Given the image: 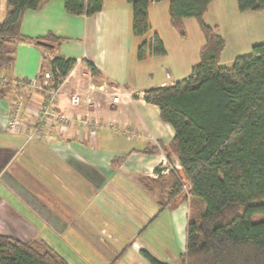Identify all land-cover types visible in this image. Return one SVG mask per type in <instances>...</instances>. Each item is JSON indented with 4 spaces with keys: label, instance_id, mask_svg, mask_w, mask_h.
Segmentation results:
<instances>
[{
    "label": "crops",
    "instance_id": "0c3cea01",
    "mask_svg": "<svg viewBox=\"0 0 264 264\" xmlns=\"http://www.w3.org/2000/svg\"><path fill=\"white\" fill-rule=\"evenodd\" d=\"M4 9L5 0H0V20ZM147 11L150 25L142 36L131 31V6L126 0H103L101 9L90 15L67 12L63 0H43L38 8L23 12L22 34L61 36L58 53L76 60L60 84L57 107L76 118L85 115L99 125L94 132L76 121L66 127L46 126L42 135L26 140L23 126L35 117L40 94L27 86L0 87L1 234L22 241L42 239L69 264L77 263L76 259L89 264H127L124 259L128 258V264L135 260L151 264L145 251L160 263L170 264L169 253L139 245L134 238L158 210L155 194L146 191L139 179L156 177L162 161L167 162L162 174L179 168L172 154L143 152L154 140L166 147L174 129L160 119L158 106L146 102L142 92L188 77L205 40L193 17L182 19L185 37L176 32L170 25L168 0L150 2ZM203 19L216 26L225 47L228 34L233 36L232 51L220 58L222 64L229 65L235 56L249 53L254 43L264 41V9L239 11L236 0H212ZM153 33L162 40L165 54L138 60L137 46ZM14 48L13 64L0 73L31 78L40 70L42 57L52 55L27 40L15 41ZM87 61L103 79L92 78ZM109 82L129 92L118 104H108L103 92L96 91L99 106L69 105L71 92ZM17 94L23 98L21 125L10 132L6 128L9 103ZM125 127L135 134H124ZM164 211H170V223L180 233L182 253L187 208L177 204L158 214Z\"/></svg>",
    "mask_w": 264,
    "mask_h": 264
},
{
    "label": "trees",
    "instance_id": "16d2710c",
    "mask_svg": "<svg viewBox=\"0 0 264 264\" xmlns=\"http://www.w3.org/2000/svg\"><path fill=\"white\" fill-rule=\"evenodd\" d=\"M42 1L5 0L0 69L13 64L15 41H31L52 53L42 57L40 70L48 69L51 85L57 86L76 62L58 53L64 38L51 32L30 37L20 31L23 12L38 8ZM102 1L63 0V4L69 13L90 15L101 9ZM126 1L131 6V31L142 36L150 25L148 5L160 0ZM211 1L168 0L169 21L176 32L185 37L182 19L193 17L205 41L188 77L142 92L146 102L158 106L160 119L174 129L166 147L158 142L159 148L153 145L143 152L172 154L179 168L162 174L158 167L156 177L139 180L155 194L157 213L187 203L181 264H264V41L235 56L229 65L220 63L225 41L216 26L203 19ZM236 3L239 11L264 9V0ZM149 54H165L156 33L137 46L138 60ZM86 65L95 81L103 79L94 64ZM144 255L151 264H164L146 251ZM0 264L69 263L42 239L22 241L0 233Z\"/></svg>",
    "mask_w": 264,
    "mask_h": 264
},
{
    "label": "built area",
    "instance_id": "2783aa9c",
    "mask_svg": "<svg viewBox=\"0 0 264 264\" xmlns=\"http://www.w3.org/2000/svg\"><path fill=\"white\" fill-rule=\"evenodd\" d=\"M168 76V74H166ZM63 82V81H62ZM61 82V83H62ZM60 83V84H61ZM60 84L57 86L51 85V73L48 69L39 70L38 73L31 78L10 76L0 73V87L9 86L12 89H17L21 86H27L33 92L40 94L41 100L35 117L30 123L23 126V133L26 140H31L36 135H42L46 126L66 127L70 122L76 121L81 125L88 127L92 132L98 127L95 120H90L87 116H79L78 118L68 115L64 110L57 107V101L60 94ZM109 83H101L92 85L84 91H73L68 96V103L71 106H94L100 104V100L94 96L96 91L103 92L108 99V104L116 105L121 102V99L129 94L128 91L122 90ZM23 108V98L21 94H17L9 103V112L6 120V128L10 132H16L21 125L20 112ZM122 132L127 135H134L135 131L128 127L122 129ZM154 145L158 148L159 143L154 140ZM161 169H166L165 161L159 164Z\"/></svg>",
    "mask_w": 264,
    "mask_h": 264
},
{
    "label": "rangeland",
    "instance_id": "374dc122",
    "mask_svg": "<svg viewBox=\"0 0 264 264\" xmlns=\"http://www.w3.org/2000/svg\"><path fill=\"white\" fill-rule=\"evenodd\" d=\"M3 5V3H2ZM222 28L228 29L225 24L222 23ZM228 31V30H227ZM231 33H233L231 31ZM229 36L226 37V40L228 41L227 46L224 47V50L221 54L222 60L224 56H227L232 51V44H233V36L231 34H228ZM100 105V104H99ZM167 164V162H166ZM175 168V167H173ZM184 193L186 189L184 188ZM177 204H183L187 208L186 202H178ZM175 208V207H174ZM173 209V208H172ZM156 216L154 217V215ZM193 215V212L191 213ZM170 211H164V213H161L159 215L156 210L151 214V218L146 220L143 226L142 231L140 234L135 233V241L139 245H144V247H152L154 250L161 252L163 254H170L171 258H169L170 264H181L179 259V241L178 236L180 233H176V231L173 229L171 223H170ZM192 217V216H191ZM140 228V229H141ZM129 259V258H128ZM128 259H124L125 263L128 264ZM76 262L70 261V264H89V262H85L81 259H76ZM135 264L137 261H134ZM114 264V263H111ZM115 264H119V261Z\"/></svg>",
    "mask_w": 264,
    "mask_h": 264
},
{
    "label": "water",
    "instance_id": "95a60500",
    "mask_svg": "<svg viewBox=\"0 0 264 264\" xmlns=\"http://www.w3.org/2000/svg\"><path fill=\"white\" fill-rule=\"evenodd\" d=\"M40 44L47 45V43H45V42H43V41H42V42H40Z\"/></svg>",
    "mask_w": 264,
    "mask_h": 264
}]
</instances>
